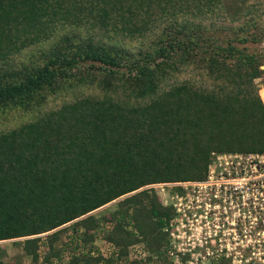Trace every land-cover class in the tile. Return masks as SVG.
I'll return each mask as SVG.
<instances>
[{
  "label": "trees",
  "instance_id": "1",
  "mask_svg": "<svg viewBox=\"0 0 264 264\" xmlns=\"http://www.w3.org/2000/svg\"><path fill=\"white\" fill-rule=\"evenodd\" d=\"M252 25L264 34L263 1L0 0V113L40 111L0 133V242L26 238L14 245L34 264H169L170 197L183 192L172 184L206 180L213 153L264 155ZM32 48L35 60L19 62ZM190 69L216 88L165 86ZM90 84L105 93L42 111ZM115 200L102 222L82 218ZM98 228L108 249L94 255ZM70 230L75 241L56 248ZM21 256L0 245V264Z\"/></svg>",
  "mask_w": 264,
  "mask_h": 264
},
{
  "label": "built area",
  "instance_id": "2",
  "mask_svg": "<svg viewBox=\"0 0 264 264\" xmlns=\"http://www.w3.org/2000/svg\"><path fill=\"white\" fill-rule=\"evenodd\" d=\"M172 186L183 192L170 197L174 216L164 230L169 264H221L232 257L238 241L252 247L254 233L264 236V155L213 153L206 180ZM253 259L234 262L264 264Z\"/></svg>",
  "mask_w": 264,
  "mask_h": 264
},
{
  "label": "rangeland",
  "instance_id": "3",
  "mask_svg": "<svg viewBox=\"0 0 264 264\" xmlns=\"http://www.w3.org/2000/svg\"><path fill=\"white\" fill-rule=\"evenodd\" d=\"M259 1H263L264 0H259ZM167 22H163V24H161L160 27H157V29L154 31L155 37H161L160 34L165 33V28L167 26ZM258 26V25H257ZM255 25L250 26V32L254 33V34H258V40L259 42L257 43H248L245 45V47L248 49L249 52L251 53H256L258 56H263L264 57V34L261 30L258 29V27ZM152 35V34H151ZM240 35V34H239ZM231 37L233 38V36L231 35ZM230 37V38H231ZM240 38V37H239ZM226 40L228 39V37L225 38ZM153 42V36L148 38V39H138L136 41L133 42H127L128 47L131 48L133 50V52L137 53L139 51L140 48H144V49H148L150 48V45ZM37 51L38 48H32L30 50L25 51L22 56H19L18 59L20 60L19 62H26V59L28 61H30L31 59H34V57L36 58L37 55ZM36 53V54H35ZM35 60V59H34ZM4 65L3 63L0 61V68H2ZM90 67V66H89ZM262 70H264V65L261 67ZM102 74H100L99 76V80L102 79ZM189 82L191 84L197 85V86H201L205 89H214L216 88L214 82L204 73L203 70H197V69H190L188 71H183V73L178 74V75H172L170 76L165 83L166 87H171L173 85L179 84V83H183V82ZM97 84V83H96ZM255 84L256 87L258 89L259 95L260 92L264 98V75L255 80ZM262 90V91H261ZM105 92L101 90L100 87H98V85H85V86H80V88H76L74 89V91L70 92L69 94L66 93H61L58 97L56 98H52L49 99V103L47 104V106H45L42 111H46L47 109H53L57 106L62 105L65 102H69L70 100L73 101V99H78V98H84V97H99L102 96ZM261 97V96H260ZM38 114H40V111L35 108L33 111L31 112H25L23 110H9L3 113H0V133L2 132H8L11 131L13 129H17L18 127H20L21 125H23L26 122H32L33 120H35L38 117ZM118 202L119 200H115L93 212H91L90 214L82 217H88V216H94V221L95 222H102L100 220H102L104 217H108L114 213H116L119 209L118 207ZM80 218V219H82ZM79 219V220H80ZM72 224V223H71ZM70 225V224H68ZM66 225V226H68ZM65 226L59 228L62 229ZM264 228V227H263ZM57 229V230H59ZM56 230V231H57ZM54 232V231H53ZM53 232H49L53 233ZM94 234H96V240L94 241L93 244L90 245V249L92 250V252H94V255H98L97 251H101L99 253H105L108 249L106 242L104 240V236H105V230L103 228H98L94 231ZM44 236H47V234H44ZM69 236V237H68ZM240 239H242V235H239ZM75 241L76 239V235L74 234V232L72 230L68 231L66 233V235H62V240L60 243L56 244L55 247L56 248H64L65 246L62 244V242L64 241H71L72 239ZM26 238H21V239H16V240H10V241H4V242H0V245L2 246H6L8 253H9V257H16L18 255H22L21 251H18L17 248H15L14 242L17 241H23ZM264 239L263 234H253V240H254V246L252 247H247V244H242L238 241V245L236 246V248L234 249V251L232 252V257L230 259H228V261H222L221 264H239L237 262L234 261H239L242 258L248 259L249 257L253 256V263L262 260L261 262H264V242L262 241ZM259 240H261V242H259ZM246 245V246H244ZM62 246V247H61ZM139 247V245L131 248V251H133L134 249H137ZM66 254H63L64 256H66L67 254H71L74 250L72 249H65ZM132 253V252H131ZM48 254V253H45ZM134 254V253H133ZM147 256H150L152 259L154 258V256L156 257V255L150 254L147 252ZM32 259L29 257H24L21 256L20 258V264H34L32 261ZM69 255L64 258V261L62 262V264H68L69 262ZM43 262V261H42ZM40 264H45V263H40ZM211 264H215L211 263ZM220 264V263H219ZM263 264V263H260Z\"/></svg>",
  "mask_w": 264,
  "mask_h": 264
}]
</instances>
